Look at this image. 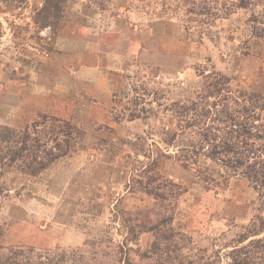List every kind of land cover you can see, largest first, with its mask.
<instances>
[{"label":"rangeland","instance_id":"1","mask_svg":"<svg viewBox=\"0 0 264 264\" xmlns=\"http://www.w3.org/2000/svg\"><path fill=\"white\" fill-rule=\"evenodd\" d=\"M44 2L0 0V126L29 127L41 157L67 153L35 177L0 169V246L68 264H155V240L171 229L174 255L184 261L229 262L264 210L241 181L206 189L193 169L167 158L186 141L168 147L165 133L181 134L184 107L209 96L206 87L219 79L232 93L222 98L264 97V0H66L61 17L47 23ZM69 22L96 33L131 31L142 46L116 77L106 118L75 117L82 104L71 92L63 116L44 110H55L52 101L41 105L57 94L48 67ZM145 44L152 59L140 58ZM252 250V262L264 264Z\"/></svg>","mask_w":264,"mask_h":264},{"label":"trees","instance_id":"2","mask_svg":"<svg viewBox=\"0 0 264 264\" xmlns=\"http://www.w3.org/2000/svg\"><path fill=\"white\" fill-rule=\"evenodd\" d=\"M65 4L66 0H45L44 7L39 12L43 23H47L50 18L59 19ZM226 81L228 84L227 78L219 79L206 87L207 95L214 96L213 101L208 100L209 96H204L192 104V108L184 107L182 120L177 123L182 129L181 134L170 129L165 133V142L168 147H176V139L180 136L185 139L186 144L177 146V154L167 158L174 159L185 169H193L196 178L205 184L206 189L226 186L232 180L245 183L247 189L256 196L257 210H264V97L250 92L242 95L243 98H222L223 91L232 94ZM191 111L193 116L189 117ZM40 125L43 126V123H34L32 127ZM191 127L196 130L190 131ZM33 133L29 127L24 131H16L0 126V169L13 167L35 177L67 153V150H60L59 154L49 151L44 156H39L40 138L37 135L31 137ZM30 140L32 144L29 143ZM202 159L210 161L218 169L207 166ZM257 220L258 225L255 222L250 224L240 235L228 253L229 262L226 264H254L252 249L257 253L260 251L264 256V235L252 240L247 246H240L248 238L264 234V217ZM1 235L0 228V237ZM173 238L174 231L171 229L161 232L156 238L151 252L155 256V264H175V257L183 260L177 264H200L184 261L182 254L174 255L176 247ZM0 264L68 262L63 259L60 262L43 260L41 257H34L32 250L0 246ZM113 264L131 263L124 259ZM204 264H218V261H207Z\"/></svg>","mask_w":264,"mask_h":264},{"label":"crops","instance_id":"3","mask_svg":"<svg viewBox=\"0 0 264 264\" xmlns=\"http://www.w3.org/2000/svg\"><path fill=\"white\" fill-rule=\"evenodd\" d=\"M68 25L67 30L54 41V52L48 67L55 78L54 84L50 82V87L54 85V93L57 94L48 92V98L45 97L41 105L52 101L56 105L55 110H44L63 116L67 113L64 95L71 92L79 97L76 103L82 104L80 115H77L75 107V117L106 118L101 113L107 111L104 108L112 99V89L117 85L116 77L126 71L137 57L138 47L142 46L138 44L136 34L131 31L120 33L111 29L96 33L76 22H69ZM139 54L140 58L152 59V50L146 44ZM158 54L163 55V52L159 51ZM44 90L39 92L43 93ZM97 104L99 108L95 107Z\"/></svg>","mask_w":264,"mask_h":264},{"label":"built area","instance_id":"4","mask_svg":"<svg viewBox=\"0 0 264 264\" xmlns=\"http://www.w3.org/2000/svg\"><path fill=\"white\" fill-rule=\"evenodd\" d=\"M49 29H46V31H48Z\"/></svg>","mask_w":264,"mask_h":264}]
</instances>
